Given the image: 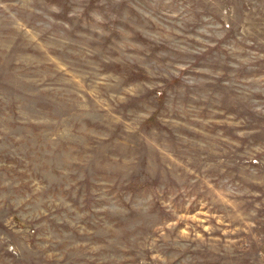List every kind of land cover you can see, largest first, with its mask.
Returning a JSON list of instances; mask_svg holds the SVG:
<instances>
[{"label": "rangeland", "instance_id": "obj_1", "mask_svg": "<svg viewBox=\"0 0 264 264\" xmlns=\"http://www.w3.org/2000/svg\"><path fill=\"white\" fill-rule=\"evenodd\" d=\"M0 264H264V0H0Z\"/></svg>", "mask_w": 264, "mask_h": 264}]
</instances>
